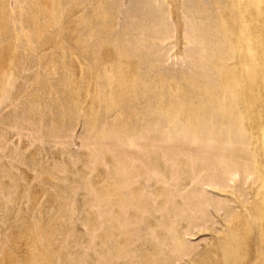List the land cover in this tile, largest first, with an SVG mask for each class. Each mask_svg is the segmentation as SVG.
<instances>
[{"label": "rangeland", "instance_id": "rangeland-1", "mask_svg": "<svg viewBox=\"0 0 264 264\" xmlns=\"http://www.w3.org/2000/svg\"><path fill=\"white\" fill-rule=\"evenodd\" d=\"M0 264H264V0H0Z\"/></svg>", "mask_w": 264, "mask_h": 264}, {"label": "bare ground", "instance_id": "bare-ground-1", "mask_svg": "<svg viewBox=\"0 0 264 264\" xmlns=\"http://www.w3.org/2000/svg\"><path fill=\"white\" fill-rule=\"evenodd\" d=\"M215 28H216V27H215ZM223 49H224V48H223ZM223 49H222V50H223ZM223 52H224V51H223ZM118 56H119V55H118ZM215 57H216V56H215ZM221 61H222V60H221ZM113 63H114V62H113ZM221 75H222V74H221ZM221 79H222V78H221ZM206 81H207V80H206ZM207 84H208V83H207ZM219 84H220V83H219ZM229 86H231V85H229ZM176 90H177V89H176ZM225 93H226V92H225ZM202 103H203V102H202ZM220 108H222V107H220ZM228 108H229V107H228ZM207 110H208V109H207ZM220 110H221V109H220ZM231 110H232V109H231ZM231 110H230V111H231ZM199 111H200V110H199ZM237 111H238V110H237ZM173 113H174V112H173ZM229 113H230V112H229ZM175 115H176V114H175ZM215 115H216V114H215ZM222 115H223V114H222ZM232 115H233V114H232ZM172 117H173V116H172ZM201 117H202V116H201ZM212 117H213V116H212ZM221 117H222V116H221ZM229 118H230V117H229ZM205 119H206V118H205ZM230 119H231V118H230ZM156 120H157V119H156ZM168 120H169V119H168ZM236 120H237V119H236ZM166 121H167V120H164V122H166ZM172 121H173V120H172ZM178 121H179V120H178ZM178 121H176V122L178 123ZM192 121H193V120H192ZM200 121H201V120H200ZM209 121H210V120H209ZM156 122H157V121H156ZM162 122H163V121H162ZM167 122H169V121H167ZM210 122H212V120H211ZM149 123H150V122H149ZM153 123H154V122H153ZM174 123H175V122H174ZM188 123H189V121H188ZM196 123H197V122H196ZM199 123H200V122H199ZM201 123H202V125H203V121H201ZM204 123H205V122H204ZM234 123H235V122H234ZM239 123H240V122H239ZM169 124H170V123H169ZM179 124H180V123H179ZM190 124H191V123H190ZM206 124H207V123H206ZM212 124H213V123H212ZM221 124H222V123H221ZM231 124H232V123H231ZM151 125H152V123H151ZM158 125H159V124H157V125H152V126H157V127H158ZM163 125H164V124H163ZM204 125H205V124H204ZM207 125H208V124H207ZM218 125H219V124H218ZM232 125H233V124H232ZM239 125H240V124H239ZM116 126H117V125H116ZM119 126H120V125H119ZM167 126H168V125H166V127H167ZM198 126H199V125H198ZM210 126H211V125H210ZM213 126H214V124H213ZM213 126H212V127H213ZM105 127H106V126H105ZM161 127H162V126H161ZM173 127H174V126H173ZM176 127H177V126H176ZM181 127H182V126H181ZM183 127H185V126H183ZM97 128H98V127H97ZM153 128H155V127H153ZM162 128H163V127H162ZM174 128H175V127H174ZM178 128H179V127H178ZM195 128H196V126H195ZM205 128H206V126H205ZM205 128H204V130H205ZM213 128H214V127H213ZM224 128H225V127H224ZM228 128H229V127H228ZM228 128H225V129H228ZM232 128H234V126H233ZM240 128H241V127H240ZM102 129H103V128H102ZM149 129H150L149 132H151V131H152V130H151V127H150ZM159 129H161V128H159ZM200 129H202V128H200ZM214 129H215V128H214ZM217 129H218V128H217ZM220 129H221V128H220ZM220 129H219V130H220ZM230 129H231V128H230ZM98 130H99V129H98ZM106 130H108V128H107ZM179 130L181 131V130H183V129L179 128ZM155 131H157V128L155 129ZM168 131H170V132L172 133L171 129H169ZM174 131H175V132L177 131L176 134L178 135V130H177V129H174ZM202 131H203V129H202ZM215 131H216V129H215ZM222 131H223V130H222ZM127 132H128V130H127ZM133 132H134V131H133ZM153 132H154V130L152 131V134H153V135H154L155 133H157V132H154V133H153ZM158 132H160V131H158ZM161 132L164 133V132H166V131L161 130ZM198 132H199V131H198ZM209 132H210V131H209ZM211 132H213V134H217V133H215V132L212 131V130H211ZM99 133H100V132H99ZM106 133H107V132H105V135H106ZM109 133H110V132H109ZM109 133H108V134H109ZM163 133H162L161 136H160L161 133H160V134L157 133V134H159V137H162V140H163V137L166 136V134H164V136H163ZM166 133H167V132H166ZM173 133H174V132H173ZM173 133L171 134V136H170V133L167 134V135L170 136V139H168V140L171 141V142H170L171 144H169V146H170V148H171L172 151H174V150L177 149V148H178V149L180 148L179 146H177V145L174 144V141H175V143H176V141H177V139H174V138H176V137H178V136L175 135V133H174V134H173ZM179 133H180V132H179ZM184 133H185V132L182 131L181 135L183 136ZM186 133H187V131H186ZM186 133L184 134V136L186 135ZM204 133H205V132H203V133L200 132V133H198V134H200V136H201V135L204 134ZM207 133H208V132H207ZM220 133H221V132H220ZM222 133H223V132H222ZM240 133H241V132H240ZM240 133H238V134H240ZM242 133H243V132H242ZM100 134L103 135V133H100ZM119 134H120V132H119ZM129 134L131 135V133H129ZM152 134H151L150 137H152ZM157 134H155V135H157ZM188 134H190V133H187V137L189 136ZM195 134H197V133H195ZM224 134H225V132H224ZM227 134H228V133L226 132V139H227ZM233 134H234V133H233ZM238 134H237V135H238ZM102 135H100V136H102ZM112 135H113V134H112ZM127 135H128V134H127ZM139 135H140V134H139ZM173 135L176 136V137H174ZM210 135H212V133H211ZM237 135H236V137H237ZM92 136H93V135H92ZM92 136H90V137H91V139L94 140V142H95L96 140H97V141H100V140L102 139V137H101V139H97V138H100V137H97V138L94 139V136H93V138H92ZM107 136H108V135H107ZM109 136L111 137L110 134H109ZM117 136H118V135H117ZM169 136H167V137H169ZM172 136H173V137H172ZM179 136H180V135H179ZM182 136H180V138H182ZM203 136H204V135H203ZM230 136H232V135L230 134ZM234 136H235V135H234ZM241 136H242V137H241ZM243 136H244V133H243V135L240 134V137H241V138H244ZM103 137H104V136H103ZM110 137H108L109 142H110L111 139H113V140L116 139L115 137H114V138H113V137L110 138ZM128 137H129V136H128ZM132 137H133V135L130 136V138H128V140L130 139L129 142L132 143V145H133L134 143L131 142V140L133 139ZM136 137H137V136H136ZM136 137H134V138H136ZM153 137H154L155 139H157V137H155V136H153ZM159 137H158V138H159ZM187 137H186V138H187ZM191 137H192V136H191ZM193 137H194V136H193ZM193 137H192V139H193L192 141H191V138H189V139H190V142H191V143L193 142V145H194V142H196V141H194L195 138H193ZM195 137H197V135H195ZM198 137H199V136H198ZM204 137H205V138L207 137V140H208V137H209V136H204ZM210 137H211V136H210ZM212 137L215 138L214 135H213ZM217 137H218V135H217ZM223 137L225 138L224 135H223ZM223 137H222V138H223ZM228 137H229V134H228ZM104 138H106V137H104ZM148 138H149V137H148ZM171 138H172V139H171ZM186 138H185V140H186ZM201 138H202V136H201ZM201 138H200V139H201ZM219 138H221V136H220ZM222 138H221V139H222ZM232 138H233V137H232ZM234 138H235V137H234ZM138 139H139V138H138ZM155 139L153 140L152 138H150V142L153 141V142L155 143V144H154V143L152 142L154 145H156V142L158 143V140L155 141ZM183 139H184V138H183ZM197 139H198V140H197ZM197 139H196V140H197L199 143H196V144H200L201 141H202V142L205 141V140H201V141H199V138H197ZM209 139H210V138H209ZM215 139H216V138H215ZM221 139H219V140L217 139V141H220ZM89 140H90V139H89ZM104 140H105V139H103V142H105L107 139H106L105 141H104ZM108 140H107V142H108ZM124 140L127 141V139H124ZM135 140H136V139H135ZM160 140H161V138H160ZM162 140H161V141H162ZM223 140H224V139H223ZM228 140H229V139H228ZM237 140H238V138H237ZM240 140H242V139H239L238 141H240ZM91 141H92V140H91ZM121 141H122V140H121ZM172 141H173V145H175V147H176L175 149H174V146H172ZM180 141H181V139L178 138V141H177L176 144H178V142H180ZM188 141H189V140H188ZM212 141H213V139L211 138V141H210L211 144H210V145H212ZM214 141H216V140H214ZM92 142H93V141H92ZM122 142H123V141H122ZM122 142H119V143H122ZM135 142H136V141H135ZM146 142H147V141H146ZM148 142H149V141H148ZM163 142H166V138H164V141H163ZM168 142H169V141H168ZM168 142H167V143H168ZM202 142H201V145H203ZM208 142H209V141H208ZM208 142H207V144H208ZM221 142H222V141H221ZM224 142H225V143H224ZM230 142H232V139H230ZM230 142H229V141L227 142V140H226V141H225V140L223 141L224 145H226L227 143L230 144ZM241 142H243V140H242ZM98 143H99V142H98ZM98 143L96 144V142H95V145L98 146ZM113 143H114V142H113ZM113 143H112V144H113ZM123 143H126V142H123ZM123 143H122L121 145H123ZM127 143H128V142H127ZM144 143H145V142H144ZM203 143H204V142H203ZM213 143H214V142H213ZM215 143H216V142H215ZM244 143H245V142H244ZM244 143H241V144H244ZM92 144H93V143H92ZM100 144H103V143L100 142ZM105 144H106V142H105ZM109 144H110V143H109ZM114 144H115V143H114ZM128 144H129V143H128ZM135 144L137 145V143H135ZM145 144H146V143H145ZM148 144H149V143H148ZM159 144H160V143H159ZM204 144H206V142H205ZM207 144H206V146H207ZM234 144H235V143H234V141H233L232 145H234ZM241 144H240V146H241ZM124 145H126V144H124ZM124 145H123V146H124ZM143 145H144V144H143ZM143 145H141V146H143ZM154 145L151 144V145H149V147H150V146L152 147V146H154ZM161 145H162V144H160L159 146L161 147ZM179 145H181V142H180ZM201 145H199V146L201 147V149H205V150H207L206 148H211V146L205 148L204 145H203V146H201ZM219 145H220V142H219ZM230 145H231V144H230ZM236 145H239V144L236 143ZM92 146H93V145H92ZM99 146H100V145H99ZM99 146H98V147H99ZM102 146H103V145H102ZM105 146H106V145H105ZM110 146H111V145H110ZM112 146H113V147H112ZM112 146H111V147L114 148V149H111L110 147H105V148H110L109 150H113L112 152L114 153V152H115L114 150L116 149L115 147H118V146H117V145H116L115 147H114V145H112ZM144 146H147V145H144ZM144 146H143V149H144ZM171 146H172V147H171ZM197 146H198V145H197ZM197 146L195 145V147H197ZM208 146H209V145H208ZM234 146H235V145H234ZM242 146H243V145H242ZM121 147H122V146H121ZM121 147H120L119 149H121ZM147 147H148V146H147ZM147 147H145V148H147ZM154 147L157 148L156 146H154ZM220 147H221V145H220ZM222 147H223V146H222ZM222 147H221V148H222ZM225 147H227V150L230 149V148H232V147H230V146L228 147V145L224 146V149H226ZM99 148H101V147H99ZM102 148H104V147H102ZM102 148H101V149H102ZM123 148H124V147H123ZM123 148H122V149H123ZM140 148H141V147H140ZM182 148H183V147H182ZM218 148H219V147H218ZM241 148H242V147H241ZM97 149H98V148H97ZM101 149H100V150H101ZM147 149H148V148H147ZM150 149H151V148H150ZM173 149H174V150H173ZM178 149H177V150H178ZM180 149H181V148H180ZM214 149H215V147H214ZM214 149L212 148L211 150L213 151ZM216 149H217V148H216ZM216 149H215L214 151H216V153H217V150H216ZM222 149H223V148H222ZM116 150H117V149H116ZM145 150H146V149H145ZM145 150H143V151H145ZM152 150H153V149H152ZM169 150H170V149H169ZM169 150H168V151H169ZM208 150H209V149H208ZM218 150H219V149H218ZM230 150H231V149H230ZM230 150H228L226 154L229 155L230 152L234 153L237 149H236V150L234 149V150H235L234 152H233L232 150H231V151H230ZM242 150H243V149H242ZM118 151H119V150H118ZM143 151L141 150V152H143ZM182 151H183L182 149H181V151H179L181 157H182V155H183ZM193 151H194V152H197V151H199V150L195 149V150H193ZM202 151H203V150H202ZM202 151H201V153L204 155V157H205V155H206L205 158L203 157V160H204V159H208V158H209V156H208V152L210 153V151H208V152L205 151V152H207V154L203 153ZM212 151H211V153L214 154L215 152H212ZM220 151H221V150H220ZM220 151H218V153H219ZM89 152H90V151H89ZM108 152H109V151H108ZM110 152H111V151H110ZM119 152H120V151H119ZM121 152H124V151H121ZM121 152H120V153H121ZM153 152H154V151H153ZM177 152H178V151H176V156H179V155H177L179 152H178V153H177ZM223 152H224V151H223ZM239 152H240V151H239ZM245 152H246V150H245ZM120 153H119V155H121ZM143 153H144V152H143ZM143 153H142V156H143ZM146 153H148V152L146 151ZM151 153H152V152H151ZM198 153H200V152H198ZM211 153H210V154H211ZM216 153H215V156L217 155ZM236 153H238V152L236 151ZM95 154H96V153H95ZM100 154H101V153H100ZM123 154H124V153H123ZM152 154H153V153H152ZM167 154L173 156V154H170V153H167ZM181 154H182V155H181ZM210 154H209V155H210ZM221 154H222V153H221ZM221 154H220V155H221ZM230 154H231V153H230ZM241 154H244V153L242 152ZM245 154H247V153H245ZM98 155H99V154H98ZM110 155H111V154H110ZM140 155H141V154H140ZM147 155H148V154L145 155V153H144V158H146L145 156H147ZM163 155H165V154H163ZM169 155H168V156H169ZM186 155H187V154H186ZM188 155L190 156V155H192V154H188ZM188 155H187V156H188ZM198 155H199V154H198ZM228 155H227V156H228ZM149 156H151V155H149ZM172 156H170L169 158H170V159H173ZM187 156H186V157H187ZM199 156H200V155H199ZM207 156H208V158H207ZM210 156H214V155H210ZM217 156H219V155H217ZM224 156H225V153H224ZM229 156H230V155H229ZM247 156H249V154H248ZM93 157H94V156H93ZM110 157H113V156H110ZM118 157H119V156H118ZM124 157L126 158V156H124ZM174 157H175V151H174ZM184 157H185V155H184ZM190 157H191V156H190ZM195 157H197V156H195ZM195 157H193V159H194ZM221 157H222V160H223L224 157H223L222 155H221ZM221 157H220V158H221ZM231 157H233V155H232ZM235 157H236V155L234 156V158H235ZM99 158H100V157H99ZM114 158H115V157H114ZM138 158H140V156H139ZM141 158H142V159H140V160H143V159H144L143 157H141ZM147 158H148V156H147ZM149 158H150V157H149ZM149 158H148V159H149ZM210 158H211V157H210ZM212 158H213V157H212ZM215 158L218 159V160H217V159H216V160L218 161L219 164L226 163V162H224L225 160H223V161L221 160V161H220L219 157H215ZM237 158H238V156H237ZM237 158H236V160H240V159H237ZM112 159H113V158L110 159L111 163H112ZM116 159L118 160V161H117V163H118L119 160H120V158H117V157H116ZM123 159H124V158H123ZM180 159H181V158H180ZM180 159H178L177 161L179 162ZM195 159H198V160H199L198 157L195 158ZM201 159H202V158H201ZM213 159H214V158H213ZM213 159H211L210 161H212ZM91 160H92V159H91ZM102 160H103V159H102ZM144 160L146 161L147 159H144ZM174 160L176 161V159H174ZM174 160H172L173 163H174ZM229 160H232V159H229ZM229 160L226 159V161H229ZM113 161H114V160H113ZM115 161H116V160H115ZM129 161H130V160H129ZM145 161L142 162L144 170L147 169L148 167H150L149 165H151V163H149V164H147V167H144V165H145V164H144ZM147 161H148V160H147ZM149 161H150V160H149ZM190 161L192 162L191 159H190ZM195 161H196V160H195ZM195 161H194V162H195ZM205 161H206V162H205ZM205 161H204V162H205L206 164H205V165L203 164V165L205 166V167L203 166V168L207 169V168H209V165H210V164H209V165L207 166V162L209 161V159H208V160H205ZM214 161H215V159H214ZM214 161H213V162H214ZM150 162H151V161H150ZM220 162H222V163H220ZM121 163H124V162L122 161V158H121ZM121 163L119 162V163L117 164L118 167H119V164H121ZM153 163H154V162H153ZM199 163H200V162H199ZM201 163H202V162H201ZM230 163H232V161H230ZM244 163H245V162H243V164H244ZM247 163H248V162H247ZM174 164L176 165V163H174ZM215 164L217 165L216 162H215ZM219 164H218V166H219ZM124 165H125V166H124ZM124 165H123V166H124V167H123V170H124V171H123V174H124V173H128V171H127V169H128V168H127V165H126V164H124ZM153 165L155 166V164H153ZM153 165L151 166L152 168H154ZM229 165H231V164H229ZM239 165H240V164H239ZM120 166H121V165H120ZM135 166H136V165H135ZM139 166H140V165H139ZM177 166H178V163H177ZM206 166H207V168H206ZM210 166H211V165H210ZM218 166H217V167H218ZM231 166L234 167L233 164H232ZM231 166H230V168H231ZM245 166H246V165H245ZM245 166H244V167H245ZM133 167H134V166H133ZM133 167H132V168H133ZM151 167L148 168V169H151ZM219 167H220V166H219ZM219 167H218V168H219ZM222 167H223V166H222ZM222 167H221V168H222ZM228 167H229V166H228ZM239 167H240V168H243L242 165L239 166ZM251 167H252V165H251ZM253 167H254V166H253ZM121 168H122V166H121ZM124 168H126V170H125ZM212 168H213V167L211 166L209 169H212ZM236 168H237V165H236ZM114 169H115V167H114ZM172 169H173V168H172ZM192 169H193V168H192ZM209 169H208V173H209V177H210L211 175H210ZM214 169H215V168H213V170H214ZM223 169L226 170L225 167H224ZM108 170H109V169H108ZM133 170H134V168H133L128 174L131 175V172H132ZM144 170H143V171H144ZM190 170H191V169H190ZM215 170H216V169H215ZM225 170H223V171H225ZM227 170H228V169H227ZM121 171H122V170H121ZM134 171H136V170H134ZM171 171H172V170H171ZM211 171H212V170H211ZM112 173H113V172H112ZM121 173H122V172H121ZM136 173H137V171H136ZM171 173H172V172H171ZM174 173H175V172H174ZM208 173H207V170H206V174H207V175H208ZM113 174H114V173H113ZM119 174H120V172H119ZM128 174H126L127 176L124 174V176L127 177V178H130V176H128ZM134 174H135V173H134ZM134 174H132V175H134ZM116 175H117V174H116ZM113 176H115V175H113ZM117 176H118V175H117ZM120 176H121V174H120ZM124 176H121V178H122V177L125 178ZM163 176H164V175H163ZM115 177H116V176H115ZM118 177H119V176H118ZM133 177H134V176H133ZM119 178H120V177H119ZM119 178H118V179H119ZM112 179H113V178H112ZM115 179H116V178H115ZM131 179H132V178H131ZM119 180H120V179H119ZM121 180H123V179H121ZM124 181H125V180H124ZM126 181H129V179H126ZM126 181H125V182H126ZM117 183L121 184V182H117ZM126 183H128V182H126ZM123 184H124V183H123ZM115 186H116V185H115ZM113 189H114V188H113ZM111 190H112V189H111ZM118 191H119V190H118ZM164 191H165V190H164ZM121 192H122V191H121ZM97 194H98V193H97ZM97 194H96V195H97ZM133 195H134V194H133ZM93 196H94V195H93ZM99 196H100V195H99ZM113 196H114V195H113ZM128 196H130L129 198H130V200H131V201H129V204H131L132 207H133V205H134V204H132V201H133L132 199H133V198L131 197L130 194H129ZM97 197H98V196H97ZM100 197H101V196H100ZM134 197H135V196H134ZM109 198H110V195H109ZM125 198H126V197H125ZM138 198H140V197L138 196ZM100 199H101V201H103L105 198H104L103 200H102V198H100ZM100 199L97 200V201H98V204H99V200H100ZM111 200H112V199H111ZM123 200H125V199H123ZM127 200H129V199L127 198ZM140 200L142 201V199H140ZM101 201H100V203H101ZM106 201H108V199L105 200V202H106ZM109 201H110V200H109ZM121 202H122V201H121ZM126 202H127V201H125V202L123 201V203H121V205L119 204L120 202H119L118 204L120 205L121 208H124L125 205L127 206V203H126ZM130 202H131V203H130ZM96 203H97V202H96ZM124 203H126V204L123 205V207H122V204H124ZM140 203H141V202H140ZM104 204L106 205L107 202L104 203ZM112 204H113V206H114V205L117 204V203L114 202V203H112ZM95 205H96V204H95ZM102 205H103V203H102ZM105 205H103V207H106ZM119 205H116V207L119 206ZM136 205H137V204L135 203V206H136ZM142 205H143V204H142ZM142 205H141V207H142ZM92 206H93V205H92ZM100 206H101V205H100ZM126 206H125V207H126ZM147 206H148V205H147ZM109 207H110V205H109ZM109 207H108V208H109ZM139 207H140V206L135 207V208H139ZM121 208H120V209H121ZM186 208H187V207H186ZM96 209H97V208H96ZM99 209H100V207H99ZM101 209H102V212H103V209H104V208H102V206H101ZM184 212H185V211H184ZM107 213H108V212H107ZM123 213H124V212H123ZM125 213H126V212H125ZM140 213H141V212H140ZM101 214H103V213H101ZM101 214H100V215H101ZM119 214H120V213H119ZM125 215H126V214H125ZM103 216H104V214H103ZM106 217H107V216H106ZM133 217H134V216H133ZM125 218H126V217H125ZM127 218H128V217H127ZM125 220H126V219H125ZM128 220H129V219H128ZM134 220H135V219H134ZM116 221H117V220H116ZM123 223H124V222H123ZM134 224H135V222H134ZM130 225H131V224H130ZM174 248H175V247H174ZM177 252H178V251H177ZM180 258H181V257H180ZM108 260H109V259H108ZM103 261H104V260H103ZM108 262H109V261H108Z\"/></svg>", "mask_w": 264, "mask_h": 264}]
</instances>
